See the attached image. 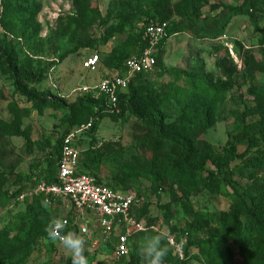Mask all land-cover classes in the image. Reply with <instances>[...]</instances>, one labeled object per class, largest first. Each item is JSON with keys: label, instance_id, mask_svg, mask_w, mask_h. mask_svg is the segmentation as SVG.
Listing matches in <instances>:
<instances>
[{"label": "rangeland", "instance_id": "obj_1", "mask_svg": "<svg viewBox=\"0 0 264 264\" xmlns=\"http://www.w3.org/2000/svg\"><path fill=\"white\" fill-rule=\"evenodd\" d=\"M12 5L0 0V196L24 185L21 177H43L62 138L75 132L80 168L133 194L136 215L151 233L163 229L184 242L185 264H207L201 243L213 236L229 238L242 264H261L264 228L243 204L255 217L264 214V0H24L7 17L5 8ZM161 20L182 31L166 40L156 68L134 80L119 115L80 131L88 113L79 109L78 89L119 72L113 59L137 53L144 23ZM93 53L102 65L90 72L83 61ZM190 96L209 107L207 127L174 125ZM132 110L159 115L166 133L187 139L190 167L209 148L223 155L229 141L244 157L229 162L225 179L211 177L208 163L186 171L183 147ZM163 160L171 161L181 182L198 184L190 188L168 179L174 193L159 189ZM29 194L0 208V262L15 256L14 264H66L67 253L47 239L44 228L50 214L70 213L74 222L77 212L57 200L31 214ZM94 217L84 213L74 223L80 233L92 221L85 236L88 261L124 264L126 257L117 260L104 245ZM6 240L13 244H2ZM141 244L136 238L137 264H145Z\"/></svg>", "mask_w": 264, "mask_h": 264}, {"label": "trees", "instance_id": "obj_2", "mask_svg": "<svg viewBox=\"0 0 264 264\" xmlns=\"http://www.w3.org/2000/svg\"><path fill=\"white\" fill-rule=\"evenodd\" d=\"M10 1L13 2V5H12V7L5 8L6 9L5 14H7V17H11L12 15L15 16V14L18 13L17 4L23 2L24 0H10ZM77 1H79V2L80 1L81 2L82 1L83 2H90V0H77ZM89 8L90 7H88L85 10V15H88L91 12ZM162 22H166L168 24L167 36L159 42L157 49L154 53V56H155L154 68H156V66H157V57H158L160 51L163 49V46H164L166 40L168 38H170L172 35H176L177 33H180L182 30L177 28L175 25L170 24L166 20H161V21H156V22H145L143 27L141 28V33L138 36L140 49L137 53H135V54H139L145 47L148 46L147 42L143 39V33H144L145 28L150 24H157V23H162ZM135 54H133V55H135ZM131 56H132V54L126 56L123 60L120 57H116L113 59L114 60L113 63H116V66L118 64L121 65L120 71L114 72L115 74H123L124 73L125 62ZM100 65H102V60L99 57V66ZM108 66L112 67L113 64L110 63ZM149 73L150 72L138 73L130 79L126 91L119 94L118 112L117 113L111 112L108 110V108L104 104V97L98 96L97 98H95L91 93H82L83 96L79 100V109L81 110V112L86 111L88 113L87 118L84 121V124L90 123L91 124L90 128L93 129L97 126V124L99 123V121L102 118L119 115L122 112L123 103L126 101L127 91L129 90V88L132 85V83L134 82V80L139 76H142L144 74H149ZM208 112H209L208 106H205L204 104H202L200 102H197L195 98L190 96L187 98V100L184 103L183 113L180 115L179 119H177L175 121L174 125L176 127H184L188 131H194L199 126L207 127L209 124ZM132 113L134 114V116H136L140 120L151 123L160 132V134L163 137H165L167 139H171L175 142H178L183 147V150L181 153V160L186 167L185 168L186 171H192V169L195 168L196 166H199V165L203 166L204 164L208 163L213 167V169L209 171V175L211 177L219 176L220 178L225 179L226 176L223 173V170L229 164V162L234 160V159H241L244 157L243 155L237 154L234 145L232 144V142L229 141L222 148L223 155H221V156L217 155L211 148H209L205 153L201 154L198 157L195 167H190L189 163H188V159L192 153V149H191V144L189 143V141L187 139L179 137V136H175L171 133H166L162 127L163 119L157 114L153 115V116L152 115H146V114H142V113L138 112L137 110H132ZM63 138L61 140L60 145L57 146V148H56V150H58V153H55L53 155L52 159L49 162V165L43 171L44 176L34 178L33 180H31L30 178L21 177V180L24 181L25 184L24 185L19 184V186L16 190H13L12 192H5L3 195H1L0 196V208L4 209L7 206H9L11 200L14 198H17V199L20 198V199L25 200L27 198V194L30 192V194L28 195V196H31V198L29 200V204L27 206L28 211L31 212V214H36V215H39V213H43L42 211L38 212L40 209V206L48 205V204L44 203L43 196H41L39 194H35L33 191H34L35 186L41 181H45L46 183H52V182L56 181L57 165H58V162H59V159L61 156V148H62ZM79 171L82 173L89 174L92 177H94L98 184H103V185L109 187L110 189L116 190V189L112 188L111 186L100 181L99 178L95 174L88 173V172L84 171L83 169H81L80 167H79ZM158 177L162 180V181H160L158 179V182H160V184H159L160 186H158L159 189L164 190L166 192H169L171 194L174 193V189L171 185H168V183H167L168 179L177 180L179 186H182V184L185 185V183H187L190 188L194 187L195 183L198 184V182H196L194 180H183L181 182V179H180L181 174L176 171V168L173 166V164L171 163L170 160H163V162L160 165V172L158 174ZM28 183L29 184L32 183L30 186V187H32V191L27 190L29 188V187H26V185H28ZM21 196H22V198H21ZM135 207L136 206H134L132 208L131 215L134 216V218L137 221H141V219L139 217H137V215H136ZM243 209L253 219V222L257 227L264 228V214H262L260 217H255L254 216L255 215L254 210L245 204H243ZM46 215H47V213H46ZM54 216L59 217L57 214L56 215L50 214L47 216V219L49 220L51 217H54ZM65 217L67 218V220L69 221V223L71 225L70 228H68V230L73 229L74 231H77L76 228H74L75 225L73 223V215H71L70 213H67V215ZM148 230L149 231L147 233L145 231H143V232H138V233L132 234V236L130 237L129 244H128V247H129L128 254L126 256H122V257L118 258L117 260H120V259L122 260L123 258L126 257L127 261L124 262V264H137V260H138L137 254H135L133 251V249L135 247V239L138 238V239L143 240V237L146 234L152 235L153 233H151V232H153V230H151V229H148ZM2 237L4 238L5 235H2ZM228 239L218 238L216 236H213L210 239L201 243V247H203V253L202 254L205 257L207 264H242L243 258L241 256L240 252L238 250H237V252H234L233 247H229V245H227V243L231 244V242H232L230 239L229 240ZM11 243L13 244V241H7L6 240V241H3L2 244L8 245ZM104 243H105L104 245L106 247H108L111 251H114L115 246L117 244V239L113 235H111L107 238L106 242H104ZM169 248H170V251H169L168 256L165 258V263H169V262H171V260H174L177 262V264H185L187 258L184 257V258L180 259L177 255L173 254V251H172L170 246H169ZM17 261H18V259L15 258V256H10V257H6V258L4 257L2 259V262H0V264H14V263H17ZM259 262L261 264H264V258L262 260H260ZM66 264H71V261L69 258H68V261ZM88 264H91V262L88 261Z\"/></svg>", "mask_w": 264, "mask_h": 264}, {"label": "built area", "instance_id": "obj_3", "mask_svg": "<svg viewBox=\"0 0 264 264\" xmlns=\"http://www.w3.org/2000/svg\"><path fill=\"white\" fill-rule=\"evenodd\" d=\"M168 24L166 22L150 24L143 33V39L148 46L139 54L132 55L125 62L123 74H112L109 78L101 79L94 86H81L78 90L81 93H91L95 98L104 97V104L111 112H118L119 94L126 91L128 83L138 73H148L154 70L155 56L159 42L167 36ZM99 66V56L96 53L90 54L83 61V68L94 72ZM90 123L82 124L80 131L90 128ZM75 132L67 134L62 143L61 156L57 165L56 181L46 183L39 182L34 193L43 196L45 204L55 203L57 200H66L71 208L77 212L74 222L82 219L84 213H95V221L101 231L102 238L107 239L113 235L117 239L114 249L116 259L126 256L129 251L130 237L134 233L143 232L147 229L142 221H137L131 215L132 208L136 205V198L129 192L113 190L109 187L98 184L94 177L79 171V153L72 146ZM22 198V196H21ZM67 221V230L70 223L67 218L60 216ZM92 221L80 226V233L91 235ZM94 224L92 226V229ZM65 229V230H66ZM96 229V227H94ZM169 241L173 254L180 259L183 256V241L177 240L169 234ZM97 240L93 241L96 245Z\"/></svg>", "mask_w": 264, "mask_h": 264}, {"label": "clouds", "instance_id": "obj_4", "mask_svg": "<svg viewBox=\"0 0 264 264\" xmlns=\"http://www.w3.org/2000/svg\"><path fill=\"white\" fill-rule=\"evenodd\" d=\"M66 228L67 221L54 216L47 221L44 231L50 242L58 244L65 250L71 264H88L85 255V235L70 229L65 231ZM144 231L147 233L149 230L144 229ZM169 239V233L163 229L143 237L141 248L145 264H165V258L170 251L169 245L166 243Z\"/></svg>", "mask_w": 264, "mask_h": 264}]
</instances>
